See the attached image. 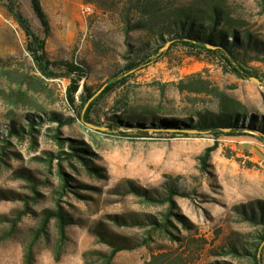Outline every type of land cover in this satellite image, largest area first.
<instances>
[{"label":"rangeland","instance_id":"obj_1","mask_svg":"<svg viewBox=\"0 0 264 264\" xmlns=\"http://www.w3.org/2000/svg\"><path fill=\"white\" fill-rule=\"evenodd\" d=\"M136 1L40 0L47 29L32 0H15L16 10L45 41L52 62H74L85 69L87 77L72 106L67 90L76 76L63 65L52 67L53 76H44L29 50L32 39L9 13L10 0H0V264H103L99 252L110 253L112 247L99 240L96 230L114 234L129 246L113 264H255L229 250L252 249L251 243L260 241L257 234L262 227L244 217L245 211L264 209V141L258 134L187 137L170 135L179 130L169 128L143 136L131 130L112 131L106 123L107 116L126 103L160 108L164 117L176 120L187 117L181 112L193 101L215 109L209 96L178 91L177 83L197 73L242 102L248 118L263 121L264 59L248 61L246 68L255 76L240 79L218 56L183 45L172 47L171 42L160 44L149 65L93 107L92 119L107 129H92L78 117L86 108L80 99L88 93L85 86L89 92L105 88L151 39L146 31L127 27V20L133 26L146 17L133 7ZM194 1L157 3L166 11ZM221 1L244 25L242 30L264 42L263 0ZM85 5L91 6V14L83 12ZM51 113L73 120L60 127L64 148L54 138L59 123L49 119ZM31 121L38 130L35 137L28 133ZM12 126L25 128V137L9 135ZM70 140L89 150V158L103 170L102 178L91 175L76 159H55L51 164L46 160L48 153H72ZM215 145L204 170L200 158ZM59 164L73 187L64 195L59 193ZM170 187L186 195L175 197L177 216H170L173 226L168 233L147 225L150 219L165 221L168 205L148 204L135 189L163 195ZM58 204L71 225L62 236L54 219L41 236L45 212L56 210ZM260 250L264 256V243Z\"/></svg>","mask_w":264,"mask_h":264},{"label":"trees","instance_id":"obj_2","mask_svg":"<svg viewBox=\"0 0 264 264\" xmlns=\"http://www.w3.org/2000/svg\"><path fill=\"white\" fill-rule=\"evenodd\" d=\"M10 3L8 6L9 13L16 19L26 35L32 39L29 50L40 72L46 77H51L54 75L52 67L63 65L66 67L70 76H76V78H71L67 90L68 101L70 105L75 106L81 81L87 77L85 69L74 62H52L45 50V41L32 31L29 22L16 10L15 0H10ZM32 3L38 17L48 29V19L41 7L40 0H32ZM133 7L140 9L143 14H146V17L139 19L133 26L131 25V21L127 20L126 24L128 29L146 31L151 39L137 51L136 59L124 66L123 72L114 74L108 80L105 88L98 96L96 94L99 91L89 92V87L87 85L85 86L86 92L88 91V93H83L80 97L84 106L86 107L90 100L96 97L89 103L85 113L81 111L78 114L81 120L85 119V121L97 125L92 119L91 112L93 107L107 95L115 92L136 71L149 65L154 54L160 52V44L164 46L171 42L172 47L183 45L191 49H196L201 53L218 56L229 67L230 70L228 71L240 79H250L255 76L253 72L246 68L248 61H261L264 59L262 58V55H264V42H260L255 38L252 32L242 30L244 29V25L233 17L228 5L221 0H196L189 5L167 8L166 11L157 3V0H137ZM176 87L182 94L188 93L211 97L216 108L213 109L209 105L200 107L196 101H193L191 107L185 108L181 112L187 117L183 120H176V118L164 117L159 110L160 108L150 106H142L141 108L136 106L130 107L126 103L122 110L116 111L117 113L115 115L107 116L108 123L106 125L112 131L116 129L131 130L143 136H149L151 131L161 134L167 132L169 128H176L179 132H168V134L190 137L191 133L186 132V130H196L198 131L197 134L208 133L216 137L222 135L241 136L244 133H256L260 140L264 141V119L263 121H258L255 118H248V110L242 102L227 95L220 87L214 85L211 80L203 77L202 73L188 76L186 79L177 83ZM173 113L175 112L171 114ZM49 119L59 123V128H57V133H55L54 138L64 148L66 141L59 134L60 127L71 124L73 120L67 119L64 121L57 113H51ZM247 119L250 121L246 124L245 121ZM30 124L28 133L35 137L34 133L38 132L34 126L35 122L31 121ZM224 129H229L230 131L224 132ZM26 133V129L23 127L12 126L9 130V135L16 134L19 138H24ZM5 141L8 144V140L5 139ZM70 142L72 144H69V148L72 150V153H67L66 151H61L57 155L48 153L50 159L46 160L51 164L55 159L62 161L76 159L91 175L102 178L104 176L102 173L103 170L94 165L93 160L89 158L91 157L89 150L84 148L83 144L77 140H70ZM4 147L2 146V149H6ZM216 149L217 145L209 147L203 156H201L200 160L204 170L208 169L212 153ZM58 175L62 180V191L59 193L61 195L69 193L70 189L73 188L70 181L71 177L65 172L62 164H59ZM28 179L33 178L28 175ZM135 193L142 197L148 204L168 205L169 211L165 214V221L158 222L157 219H150L151 223L147 225L155 224L154 230L160 228L171 233L169 226L173 225L170 221V216H177L175 213V209L177 208L175 197L177 195L185 196L186 194H180L174 187L168 188L163 195L159 193L154 194L153 191L142 189H135ZM244 217L262 227L261 232L257 234V239L259 238L260 241L255 242V244L254 242L251 243L254 247L252 249L232 247L229 253H234L239 257L245 258L250 263L261 264L264 259L260 250L261 245L264 243V209L261 208L258 212L253 210L250 213L245 211ZM54 219L57 220L61 235H65L66 228L71 225L72 220L64 212L61 205L58 204L56 210L45 212L41 227V236L47 233L48 226ZM138 223L143 224L140 221ZM183 223L185 224V222ZM94 234L98 236L100 241L112 247L110 253L99 252L103 264H113L118 253L129 249V246L119 242L118 236L114 234H108L101 230H96Z\"/></svg>","mask_w":264,"mask_h":264},{"label":"water","instance_id":"obj_3","mask_svg":"<svg viewBox=\"0 0 264 264\" xmlns=\"http://www.w3.org/2000/svg\"><path fill=\"white\" fill-rule=\"evenodd\" d=\"M257 80V79H256ZM103 89L104 88H102L97 94H96V96H98L102 91H103ZM95 96V97H96ZM94 97V98H95ZM93 98V99H94ZM92 99V100H93ZM92 100H90V102L92 101ZM89 102V103H90ZM89 103L87 104V106H86V108L88 107V105H89ZM86 108H85V110H84V113H85V111H86ZM83 121L85 122V124L87 125V126H89L90 128H92V129H98V130H103V129H107V128H105V127H98L97 125H95V124H92V123H89V122H87V121H85V119H83ZM230 130L229 129H224V132H229ZM186 132H188V133H194V134H197L198 133V131H196V130H186Z\"/></svg>","mask_w":264,"mask_h":264},{"label":"built area","instance_id":"obj_4","mask_svg":"<svg viewBox=\"0 0 264 264\" xmlns=\"http://www.w3.org/2000/svg\"><path fill=\"white\" fill-rule=\"evenodd\" d=\"M83 12L85 14H91L92 13V8L90 5H85L84 8H83Z\"/></svg>","mask_w":264,"mask_h":264}]
</instances>
